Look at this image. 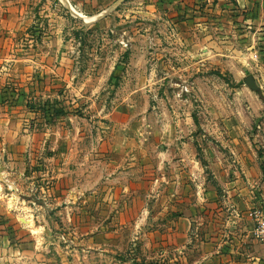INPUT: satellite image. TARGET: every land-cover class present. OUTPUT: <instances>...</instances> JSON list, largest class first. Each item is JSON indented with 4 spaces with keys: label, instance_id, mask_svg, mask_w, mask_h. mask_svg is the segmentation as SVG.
I'll list each match as a JSON object with an SVG mask.
<instances>
[{
    "label": "rangeland",
    "instance_id": "obj_1",
    "mask_svg": "<svg viewBox=\"0 0 264 264\" xmlns=\"http://www.w3.org/2000/svg\"><path fill=\"white\" fill-rule=\"evenodd\" d=\"M12 1L3 8L11 11L0 12V107L14 116L15 132L9 153L0 142V205L15 206L9 210L21 224L27 219L11 235L25 232L28 252L53 253L71 264H144L134 259L144 252L127 242L131 230L117 233L113 225L131 215L119 205L130 199L129 189L145 190L161 172L146 175L143 164H156L171 140L172 147L188 143L203 187L216 195L194 207L202 225L192 232L243 234L264 244L253 215L264 212L262 44L247 52L245 64L217 47L213 56L198 57L189 50L198 37L179 40L167 9L155 23L127 17L106 27L73 16L64 0ZM130 2L118 3L111 18L128 15ZM247 76L256 90L245 84ZM43 140L50 143L41 148ZM114 152L123 159L132 153L138 170L106 176L103 163ZM51 156L59 159L58 188L71 187V197L38 189V164ZM187 181L185 198L194 189ZM142 213L135 215L153 214Z\"/></svg>",
    "mask_w": 264,
    "mask_h": 264
},
{
    "label": "crops",
    "instance_id": "obj_2",
    "mask_svg": "<svg viewBox=\"0 0 264 264\" xmlns=\"http://www.w3.org/2000/svg\"><path fill=\"white\" fill-rule=\"evenodd\" d=\"M66 1L83 13L96 14L85 16L93 18L123 0ZM13 3L15 2L12 0H0V12L11 11L9 8H3ZM130 3L135 7L126 9L128 15L123 13L119 20L112 19L109 12L102 16V19L96 20H102V25L106 27H111L113 23L117 24L127 17H130V21L146 19L148 22L155 23L160 11L167 9L172 17L170 22L178 30L176 37L179 40L186 41L198 37V40L189 46V50L198 57L211 56L217 47L219 53L230 51L234 53V59L237 57V61L245 64L248 61L247 52L257 51L261 44L263 45L261 51L264 52V0H169L167 4L164 0H131ZM203 39L210 43L204 44ZM243 52L245 54H242ZM1 73L2 70H0ZM12 117L14 116L8 109L0 107V142L6 144L8 153L13 148L10 145L15 136ZM48 143L50 142L47 140L40 142L41 148ZM168 143L170 147L164 153L165 157L158 156L156 164L149 160L143 164V168L147 169L146 175L161 169L158 175L150 179L148 183L150 186L148 185L149 187L145 190L132 187L129 189L128 202L122 201V204H119L118 201L121 209L124 208V213L128 212L131 215L129 218L125 216L126 219H121L113 226L118 229L117 233L119 230H131V237L126 241L137 246L136 251L144 252L142 254L135 252V261H143L144 264H151L150 261L157 264L160 262L162 264H264V244L243 234L231 237L225 234L214 236L205 234L204 237H198L192 232V228L196 230L202 225L201 220L196 218L195 208L208 199L212 201L216 195L209 185L203 187L204 182L198 162L192 158L193 151L190 148H184L188 143L179 142L181 147L177 144L172 147V140ZM51 146L58 148V143L54 144L51 140ZM52 147H50L51 150ZM0 150L4 148L0 146ZM176 157L177 160L173 162ZM7 165L10 171L12 163L9 161ZM38 165L37 177L40 184L38 189L45 192L47 196H59L61 192L57 185L60 171L59 159L51 156L50 159H44ZM138 165L140 163L132 153L131 157L123 159L122 154L114 152L112 158L103 163V169L104 174L109 177L128 174L132 169L138 170ZM185 167H188L187 174H185ZM182 168H184L183 171ZM5 172L8 171H4V175ZM185 178L190 180V185L194 187L186 198L184 191L187 190L188 185L185 184L188 181L183 180ZM70 188L66 191L61 189V194L71 197L74 190ZM178 190L180 193L176 196ZM180 195L184 198H180ZM193 195L194 203L190 200ZM139 197L146 200L141 206L138 204ZM173 198L178 199L173 200ZM11 207L15 208V206L0 205V264H71L68 259H60L53 253L28 252L25 232L22 235L19 233L16 237L11 235L12 229L26 228L27 219H24L26 221L24 225L21 224L9 210ZM47 207L46 210L52 211L50 210L53 207L52 204ZM65 208L67 211L70 209L68 205ZM136 208H138L137 211ZM141 210H143L142 214L150 215V212L153 214L146 219L145 217L139 219L135 213L138 214ZM154 214L157 216L155 217ZM172 214H177V216L171 217ZM234 218L236 217L232 215L230 219ZM229 233L228 231V235Z\"/></svg>",
    "mask_w": 264,
    "mask_h": 264
},
{
    "label": "water",
    "instance_id": "obj_3",
    "mask_svg": "<svg viewBox=\"0 0 264 264\" xmlns=\"http://www.w3.org/2000/svg\"><path fill=\"white\" fill-rule=\"evenodd\" d=\"M64 1H65L66 5L69 7V9L71 10L72 15L75 16V17H78V18L83 19V21L86 22V23H89V22L94 21V20H96V19H98V18H101L102 16H104L105 14H107L108 12H110L111 10H113V9L115 8V6L117 5V4H114V5L111 6L109 9H107L106 11H104V12L98 14L97 16H95V17H93V18H87V17H85V16H81L79 13H77L76 11H74V10L72 9V7L68 4V2H67L66 0H64ZM92 19H93V20H92ZM244 82H245V84H246L251 90H256V89H257V86H256V84H255V82H254V80H253V78H252L251 76H247V77L244 79Z\"/></svg>",
    "mask_w": 264,
    "mask_h": 264
},
{
    "label": "built area",
    "instance_id": "obj_4",
    "mask_svg": "<svg viewBox=\"0 0 264 264\" xmlns=\"http://www.w3.org/2000/svg\"><path fill=\"white\" fill-rule=\"evenodd\" d=\"M253 215L257 218L256 237L264 240V212L254 211Z\"/></svg>",
    "mask_w": 264,
    "mask_h": 264
},
{
    "label": "bare ground",
    "instance_id": "obj_5",
    "mask_svg": "<svg viewBox=\"0 0 264 264\" xmlns=\"http://www.w3.org/2000/svg\"><path fill=\"white\" fill-rule=\"evenodd\" d=\"M93 20V19H92Z\"/></svg>",
    "mask_w": 264,
    "mask_h": 264
}]
</instances>
